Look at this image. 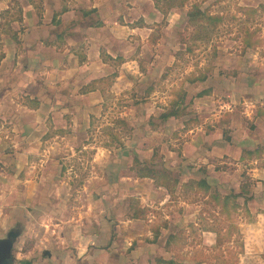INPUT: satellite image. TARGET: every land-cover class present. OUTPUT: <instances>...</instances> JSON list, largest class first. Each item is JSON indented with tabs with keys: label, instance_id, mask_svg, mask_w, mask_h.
<instances>
[{
	"label": "crops",
	"instance_id": "1",
	"mask_svg": "<svg viewBox=\"0 0 264 264\" xmlns=\"http://www.w3.org/2000/svg\"><path fill=\"white\" fill-rule=\"evenodd\" d=\"M166 1L0 0V203L16 194L19 177H23L22 199L12 205L10 215L24 214L27 209L24 218L32 232L39 225L41 208L59 227L63 220L57 217L67 213L68 189L74 182L92 185L131 179L150 181L137 172L127 175L121 170L116 175L119 167L109 156L112 149L94 143L92 138L98 130L95 124L105 116L107 96L120 95L132 86L134 79L146 80L147 68L139 65L142 56H146V46L150 39L161 35L160 27L177 25L178 6H170L165 14L161 12ZM238 5L261 8L264 0H240ZM246 78L240 80L246 87L234 89L231 97L241 104L240 111H233L235 107L225 111V106L219 107L222 112L210 106L206 110L211 102L208 100H212L208 93L201 98L203 109L194 111L190 126L184 129L183 123L175 121V130L181 128L186 137L184 145H173L177 140H171L170 149L161 153L168 171L185 170L194 177L189 185L203 200L208 199V194L197 187L202 180L210 190L213 186L227 188L228 184H237L233 194H239L237 199L241 201L248 198L242 206L245 217H250L241 219L242 210H238L242 253L237 264H264V76ZM214 86L226 89L228 84L218 80ZM88 152L93 153L90 161L84 160ZM99 152L106 159H100ZM231 166L235 168L233 173H229ZM239 171L251 185L250 191L238 184ZM115 176L120 181L113 179ZM92 192L89 188V193L84 194L86 206L78 209V215L90 222L88 226L80 223L77 229L79 221H75L74 227L63 226L60 233L51 230L55 238L74 240L70 245H51L58 263L112 260V233L120 229L131 241L126 242L130 248L136 239L149 238L146 227L153 224L154 218L145 213L134 219L135 210L131 207L127 217L118 221L120 225L111 227L104 223L98 229L100 211ZM139 195L146 203L143 205L138 199L141 210L151 208L150 195L145 190ZM169 198L165 195L159 206ZM53 200L58 203L52 205ZM21 233L22 228L17 239L23 238ZM206 233L211 235L210 231ZM17 239L14 245L20 250L23 241L18 243ZM98 254H104V259L97 260ZM44 256L54 258L55 254L45 251Z\"/></svg>",
	"mask_w": 264,
	"mask_h": 264
},
{
	"label": "rangeland",
	"instance_id": "2",
	"mask_svg": "<svg viewBox=\"0 0 264 264\" xmlns=\"http://www.w3.org/2000/svg\"><path fill=\"white\" fill-rule=\"evenodd\" d=\"M238 1L240 0H167L163 5L160 4L163 14L170 6H178L177 25L173 28L163 25L160 27L161 35L150 39L146 46V56H142V60L139 61L142 68H147L144 71L146 80L134 79L132 86L127 87L120 95L115 98L107 96L105 116L95 124L98 130L92 138L93 142L112 149L109 156L114 157V162L119 167L116 168V175L121 170H125L127 175L132 172L138 173L143 169V165L156 171L162 169L168 171L164 166V155L161 150H169L171 140L178 141L173 145H184L186 138L181 128L175 130V121L183 123L184 129L190 126L193 116L196 115L194 111L203 109L201 98L208 93L207 98L212 100H208L211 102L207 103L206 110L209 111L211 107L217 112H222L219 107L225 106V111L231 107L232 109L235 107L233 111H240L241 104H237L235 98H231L235 95L234 89L246 87L247 84H241L240 80H245L247 75L253 78L264 76V7L239 6ZM193 7L217 18L218 22L214 25L209 23L201 26L202 24L198 22L187 25V13ZM158 66L159 69L156 68ZM196 77H205L208 81L203 84L188 82ZM218 80L224 81L228 87H225L226 89L213 87ZM238 83L241 85L237 86ZM180 90L185 93L182 105L184 115L162 123L158 119L160 113L168 109L170 102L176 99V93ZM202 91L208 92L197 97ZM91 154L93 153H85L84 160L90 161ZM104 155L103 152H99L100 159H106ZM234 171L235 168L231 166L229 173ZM168 173L172 179L178 180L179 184L174 198H169L168 201L166 199L167 202L161 206L159 203L165 195L169 197V194L163 187H157L153 179H148L152 183L134 179L121 182L119 177L115 176L110 178L118 179L120 183L99 182L89 185L74 182L71 189H68L67 213L57 217L63 222L58 223L57 228L54 223L57 221L49 217V212L44 215L40 207L41 215L35 232H32L33 229L25 222L27 209L23 210L24 214L10 215L12 205H15L18 199H22L20 197L24 192L21 181L23 177H19L16 194L3 198L0 203V239L5 237L10 228L18 224L23 230L21 235L24 236L17 239L18 243L23 241V247L19 250V246L14 245L13 248L12 254L17 261L25 264H28V261L31 264H62L57 262L56 253L51 245H70L74 240L55 238L51 230L57 229L60 233L64 231L63 226L74 227L75 221H79L76 224L77 229L81 227L80 223L85 226L90 224L83 216L78 215V209L86 206L87 199L84 194L89 193V188L97 197L96 203L100 211L96 227L104 223L111 227L120 225L118 221H122L129 214L128 207L141 211L139 202L141 201L143 205L146 203L143 202L145 200L139 199V194L145 190L152 199V206L145 209V213L154 218L153 224L146 227L150 232L149 238L136 239L130 248L126 242L131 241L125 239L126 232H120V229L112 233L115 258L93 264H143L144 261H146L144 264H156L160 259L172 260L175 264H237L238 256L242 253V241L237 225L241 219L250 218L245 217L243 212L245 208L242 206L248 198L243 201L233 198L224 206L223 199L234 196L233 186L237 185L228 184L227 188L213 186L212 190L206 193L209 195L208 199L203 200L199 192L189 185V180L194 178L193 176H188L185 170L179 172L173 170ZM237 174L242 178L237 180L238 184H242L240 187L245 186L244 188L250 191L251 185L246 177H242L241 171ZM85 175L86 173H81L82 177ZM153 186L162 190L158 191ZM83 187H86V191H82ZM241 189L243 192L246 191ZM52 203L55 205L58 201L53 200ZM238 210H242V215L238 214ZM178 227L181 229L178 230ZM98 229L101 230V227ZM156 231H159V237L151 244L149 241L153 239ZM207 231H210L211 235H208ZM169 235L172 238L171 243L165 247ZM46 237L53 239L46 241ZM210 239L211 241L214 239V242L210 243ZM129 248L131 250H128ZM45 251L55 254V257L49 259L43 257L42 253ZM104 254H98L99 257L95 258L102 260L104 258L101 255ZM258 254L257 252L255 255Z\"/></svg>",
	"mask_w": 264,
	"mask_h": 264
},
{
	"label": "trees",
	"instance_id": "3",
	"mask_svg": "<svg viewBox=\"0 0 264 264\" xmlns=\"http://www.w3.org/2000/svg\"><path fill=\"white\" fill-rule=\"evenodd\" d=\"M187 17H188V21H187V25H194L195 22H198V24H202L201 26H203V24H209V23H212L210 25H214L215 22H218V19L217 18H214V17H211V16H208L206 15L205 13L203 12H200L198 9H196L195 7H193L191 9L190 12L187 13ZM249 44H247L248 46ZM205 81V77H196V78H193V79H190L188 80L189 83H202ZM207 91L204 92H201L200 94L197 95V97H201L203 96L204 94H206ZM184 97H185V93L180 90L176 93V99L171 101L170 104H169V107L168 109H165L162 113H160L158 119L162 122V123H165L167 122L168 120L170 119H177V118H180L182 117L184 114H183V103H184ZM139 164V163H138ZM143 164H141L142 166ZM137 175L139 177H142V178H147V179H153L156 186L157 187H163L169 194V197L170 198H174V194L177 190V185L179 184L178 180H175V179H172L170 177V174L168 173V171H166L165 169H162L161 171H156V170H153L152 168H147V167H144L143 165V169H140L137 173ZM200 190H202L204 193H207L208 191H210V189H208L204 183V181H200L198 182V186H197ZM240 195H234V196H230V197H225L223 199V203H224V206L227 205V202L230 200V199H233V198H237L239 197ZM246 202V200H245ZM145 212L146 211H137L135 210L133 212V215H132V218L134 219H137V218H142L143 215H145ZM159 237V231H156L154 232V237L151 241H149L151 244H153L154 242H156V240L158 239ZM171 236L169 235L166 242H165V247H168L169 244L171 243ZM156 264H175L172 260L170 261H164V260H158L156 262Z\"/></svg>",
	"mask_w": 264,
	"mask_h": 264
},
{
	"label": "water",
	"instance_id": "4",
	"mask_svg": "<svg viewBox=\"0 0 264 264\" xmlns=\"http://www.w3.org/2000/svg\"><path fill=\"white\" fill-rule=\"evenodd\" d=\"M20 235V229L9 231L4 238L0 239V264H12L15 259L13 256V248L16 239Z\"/></svg>",
	"mask_w": 264,
	"mask_h": 264
},
{
	"label": "flooded vegetation",
	"instance_id": "5",
	"mask_svg": "<svg viewBox=\"0 0 264 264\" xmlns=\"http://www.w3.org/2000/svg\"><path fill=\"white\" fill-rule=\"evenodd\" d=\"M17 228L20 229V231H21V227L18 226V225H15L13 228H10L9 231H11V230H13V229H17ZM9 231H8V232H9ZM8 232H7V233H8ZM7 233H6V234H7ZM42 255H43V257H44V252L42 253ZM46 258L49 259V257H46ZM12 264H25V263H23V262H21V261H17L16 259H14ZM28 264H31V263L28 261Z\"/></svg>",
	"mask_w": 264,
	"mask_h": 264
}]
</instances>
